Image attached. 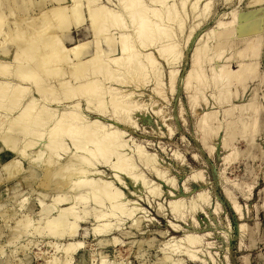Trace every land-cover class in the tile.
<instances>
[{"label": "rangeland", "instance_id": "1", "mask_svg": "<svg viewBox=\"0 0 264 264\" xmlns=\"http://www.w3.org/2000/svg\"><path fill=\"white\" fill-rule=\"evenodd\" d=\"M191 1L194 3L195 0H186L185 5L182 0H168L167 5V1L164 4L158 0H142L143 5H148V9L160 8V15H155L152 20L163 21L169 30L167 31L174 33L171 39H164L163 36V40L156 41L160 45L166 41L177 43V49L182 50V58L174 62L165 60L168 57L165 58L160 50H156V47L160 48L158 43L147 47L140 45L133 22L121 8L119 0H98L122 13L124 24H127L125 26L128 28L125 31L131 33L142 53L143 59L140 62H144L148 67L147 76L142 74L133 77L126 69L118 72V65L111 64L118 73L123 72L120 78L122 80H108L103 74L98 76L106 85L133 91L134 94H130L128 100H136V104L142 105H137L139 109L133 105V116L130 114L133 120L129 118L132 121H118L111 111V105H108L109 112L90 111L86 108L85 97L65 99L63 90L57 88L56 96L61 101L54 105L59 111L67 110L73 103L80 101L81 107L76 109L79 113L89 119L98 118L105 123H112L127 131L124 139H127L128 151L137 165L133 173L143 175L144 178L136 181L130 175L121 173L125 182L122 184L114 175V157L109 162L100 156L92 157L94 165L86 167V175L76 171L80 167L67 169V162L68 165L70 162L80 165L79 158L75 155L77 150L71 139L65 137L66 148L60 151L58 158L48 149L42 151L45 138L36 140L37 143L30 147L28 142L31 144L29 139L32 138L25 137L18 128L11 127V119L16 115V111L8 112L0 108V264H64L68 258L65 249L71 243L73 245L69 255V258H72L70 264H176L180 263L179 258L183 264H264V0H209L211 9L205 13L202 10L204 2L200 5L201 9L197 8L196 11V6ZM171 2L174 5H171ZM72 3V0H0V12L5 13L4 23L8 30V26L11 27L15 19L21 22L26 17H36L34 24L38 26L45 21L41 12L56 5L69 6ZM169 5L174 8L176 14L173 13V16L167 18L166 10ZM220 19L226 23L218 25ZM211 29L216 32L215 38L208 41L203 34ZM119 30L111 29L110 35L115 37L112 40L115 41L119 36ZM13 34L12 30L11 35ZM100 39L106 53L112 57L118 56V51L113 53L111 45L106 44L104 35ZM94 40L89 20L80 25L72 24L69 33L64 37L65 44L70 48L80 42H90L91 51L85 58L92 54ZM200 42H207L209 47L212 46L210 55L213 54L214 61L205 63L208 81L205 79L207 83H199L204 96H199L194 101L195 87L187 88L185 77L189 70L194 68L192 55ZM19 43V40L15 39L10 41L6 48L0 51V59L11 60ZM148 51L153 53L157 64L161 61V74L152 71L148 58L145 59V52ZM244 60L258 62V74L251 77L253 79H248L245 86L241 82L233 81L232 88L229 86L232 89L230 99L227 97L228 100L223 102L218 100L214 97L218 94L214 92L218 91V88L214 86L209 67L214 63H227L237 68L239 62ZM170 62L175 64L171 66ZM63 67V78L69 77L74 82L73 76L69 74L73 65L65 64ZM173 69H179V74H176V84L172 87L170 70ZM42 73V76L46 75ZM52 79L47 81L56 85L58 78ZM31 94L36 95L34 91ZM40 100L46 102L42 98ZM254 101L259 105L256 123L252 118L254 110L241 114L238 109L239 104ZM233 106L235 109L232 113L226 111ZM207 109L217 110L216 125H213L219 127L218 131L217 127L211 128V131L208 126L205 127L202 117ZM238 114L246 116L247 119H241ZM241 120L244 121V126ZM245 122L248 126L253 122V125L247 126L246 131ZM212 129L215 130L212 132ZM5 136L15 138V144L6 142ZM136 145L143 146V149L154 154L156 159L145 161L146 159L141 157L139 160ZM177 152L181 153V157ZM47 161L51 163L48 164ZM62 165L67 168L63 169ZM83 176L113 181L114 185L121 188L130 198L129 207L131 205L132 208V203L135 202V214L129 217L117 213L115 216L95 219L99 212H109L113 208L108 200L103 201L104 205H97L92 196L83 202L79 200L78 196L89 190L86 186L75 184ZM142 180L149 183L144 184L145 181L143 183ZM202 190L209 192V200L203 202L198 199ZM55 195L60 197V202H57L59 198L57 196L56 200ZM69 198H73L74 202ZM174 199L185 202V206L181 207L183 214L181 210H173ZM193 200L196 201V206L200 207L197 206L199 210L193 207ZM233 200L241 204V211L244 212L242 216L233 207ZM70 204H74L75 211L81 216L89 209L88 215L85 214L84 219L78 221L75 233L68 232L67 224L63 234L61 227L57 232H61V235L51 234L49 220L59 216L61 209ZM136 217L137 220L140 219L137 224ZM72 218L73 216L69 215V219ZM104 223L106 227L109 225L106 223L111 226L113 224L111 230L102 227ZM192 233L200 236L201 243L191 245V241H186L187 238L179 239ZM176 243L179 249L177 251L173 249L177 248ZM185 250L191 253L188 254Z\"/></svg>", "mask_w": 264, "mask_h": 264}, {"label": "bare ground", "instance_id": "2", "mask_svg": "<svg viewBox=\"0 0 264 264\" xmlns=\"http://www.w3.org/2000/svg\"><path fill=\"white\" fill-rule=\"evenodd\" d=\"M158 1L164 4L167 1L166 4L168 5V0H158ZM182 1H185L182 4H185V5L187 4L186 0H182ZM210 1L209 0H195L193 1L194 3H192V1L191 3L195 4L196 6L195 10L197 8L198 10H200L201 9L200 5L201 3L204 2L202 10L205 13V12H208V9L209 10L211 9L209 8ZM72 2L73 3L69 6L60 4V5L53 6L50 9L41 12V15L43 16V18H45V21L38 26H35L34 24V20L36 19V17H26L21 22L15 19L13 21L12 26L11 27L8 26V30H7L6 29L7 27L5 28V23H4L5 13H3V11L0 12V51L4 50L7 44L10 43V41H13V39L19 40L20 42L19 44H17L15 52L12 56L13 58L11 60L0 59V108H3L8 112L16 111V115L13 116L11 119V127L18 128L19 132L23 134L25 137L32 138V139H29V141L32 143L30 144L28 142L29 144L28 146L30 147L34 146V144L37 143L36 140L45 138V141L43 144L44 148H42L43 149L42 151H45V149L46 150L48 149L51 151V152L49 151L50 153L53 152V155L54 154L57 155V158H58L61 155L60 151L66 148V145L64 143L65 137L71 139V141L74 144L75 149L77 150V152H79V154H77L76 152L75 155H77L76 158H79L78 162L80 165L78 166L77 163L75 162L71 163L69 161L71 164L69 163L68 165V162L66 163V165L69 167V168L66 167L67 169H70V168L78 169V167H80L76 171H78L79 173H82L83 175H86L88 173V170H87L88 168L86 169V167H89V166L92 167L94 165L93 164L94 162L91 159L92 157L97 158L100 156V158L102 157L104 160L106 159L108 162L109 160H111L112 157H114L116 158V161L112 163V166L115 171L114 175L117 177V179H119V181L122 184H124L125 182L123 181L121 177V173H126L127 175H130L134 180L138 181L140 180V178L142 179L144 177H142L143 175L139 176L138 174L136 175L135 173H133V170L135 169V167L137 168V165L134 164L135 163L133 161L134 157L132 158L131 153L128 151L129 143L128 141H126L127 139L126 140L124 139V136L127 133L126 130L119 129L116 126H114L112 123H105L98 118L89 119L87 116L79 113L80 111L78 112L76 109H80L81 107L80 101L73 103L71 108L69 109L67 108V110H62V111H59L60 109H58V107H55L54 105L55 103H59L61 101V99L56 96L57 88L60 87L61 90H63L62 94L65 96L63 97L65 99L74 100V98L76 97L78 98L85 97L86 102H87L86 108L88 107L90 111L98 110L99 112H102V113L107 112L109 110L108 105H111L113 107L111 111L114 112L113 115H115L114 117H116L118 121H125L126 119L129 121H132L133 119L130 116V114H131L133 105L134 107H137V105H139V104H136L138 103L136 100L135 101L128 100V97L130 96V94L133 93V91L131 89L130 90H120L116 86L106 85L103 82H101L98 76L103 74L104 76H107L106 78L108 80L110 78L113 80L114 79L122 80L120 78L123 75L122 74L123 72L121 71L120 73H118L121 69L122 70L126 69L127 71L131 72L133 77H137L142 74H144V77H145V75L147 76V73H148V71H146L148 68L147 65L144 64V62H142L143 64L140 62L143 59L142 53L139 51L138 46L134 42L131 33L128 31H125V29L127 28V26L125 25L127 24H124L125 19L121 12H118L113 7L105 5L104 3L98 2V0H72ZM119 2L121 5V8L127 12L129 19L133 22L132 24L134 26V30L136 32V36H137L138 41L140 42V45H142L143 47L145 46L147 47L149 45L157 44L158 42L156 43V41L163 40V36L165 37L164 39L172 38L174 33L172 34L170 32L171 33L170 34L168 32L169 30L166 28L167 26L166 27L164 26L162 17L160 19L163 23L160 21L158 22V20L157 21L152 20L153 19L152 17H155V15H160L159 14L161 13L160 8H152V9L149 8L148 9L147 7L148 5H143L144 3H142V0H119ZM191 3H190V6L192 8ZM172 4L173 2H171V5ZM167 5H165V8ZM168 7L166 10V12L168 13H166V16L167 18H170V16H173L172 14L175 13V11L173 10L174 9L173 7H171L172 9L170 8V5ZM0 10H1V7H0ZM193 10L194 9H192V11ZM196 11H194L193 14H195ZM84 12H87V13L84 14ZM168 14L170 15L168 16ZM199 14H197L196 17H198ZM227 15L229 14L227 13ZM86 20H89V27L95 39L93 52L87 58H85L84 56L91 51L89 49L90 42L88 41L80 42L70 48L65 44V41H64V37L69 33L70 27L72 24L80 25V24H83ZM201 23L202 22H200V24ZM225 23L226 22H224L223 19H220L217 22L218 25H224ZM200 24L198 23V25ZM179 25L182 26L181 21H179ZM111 29H114V30L120 29L119 36L115 39V41L112 40L114 35L111 36L112 35ZM12 30L14 31L13 35H11ZM215 33H214V30L211 29L208 32H206V34L204 33L203 35L206 36V40L210 41L212 38H215L214 36ZM28 35H29V38H28ZM103 35H104V38H105L104 41H106V44H108L109 46L111 45L112 52L115 53L118 51V56L112 57L110 56L109 53H106V50L104 49L103 41L100 39ZM147 41H149L150 43H147ZM207 42H204V43L200 42L201 44L196 45L197 47H195L196 49H194L195 51H193V55H192L194 68L192 67L185 77L186 87L187 88L188 86L195 87L196 93L193 96L194 101H196L199 98V96H202V95L204 96V94L202 93L203 91H201V87H200L201 84H199V83L204 82L205 79L208 78L207 71L205 70L206 68L204 65L206 62L208 63L211 61L212 63L214 61L213 54L210 55L212 46L209 47ZM158 44L160 48L157 49L156 47V50L158 51L160 50L159 52L161 53V55H164L165 58L168 57V59H165V60L174 61V60H178V58H182L181 57L182 50L177 49L176 42L166 41L165 44L163 43L161 45L160 43ZM227 46L229 45L227 44ZM144 57L145 59L148 58L147 61L149 60L150 66L152 67L151 68L152 71H154L156 74L157 72L158 74L159 73L161 74V72H159V70L160 71L162 70L161 67L159 66L161 61L157 64V60L151 51H148V53L145 52ZM65 64L73 65L69 74L73 76L74 78L73 80H75L74 82L71 79H69V77L63 78L64 73H65V68L63 67V65ZM111 64L118 65L117 66V68H119L117 69L118 72L116 71V69L114 70V67ZM174 64L175 63L173 64L171 63V66H173ZM209 68L211 70L210 71L211 77L213 76V79H214L212 81H214L215 83V85L214 84L213 85L218 88V91L216 90L214 91L215 94H217L216 92H218L217 96H214V97H216L218 100L221 99L222 102L224 100L227 101L228 99H230L229 95L231 93L230 90H232L231 84H234L232 83L233 81L238 82V83L241 82L244 85L248 79H253L251 77H254L256 74H258V69H259L258 62H255V61L253 62L250 60L240 61L239 66L237 68H233L230 66V64H227V63L216 64V65L214 63V65H212ZM178 70L179 69H176V70L173 69V70H170L171 73L169 72L171 74L170 80L172 83L171 85L172 87L174 86V84H176L175 83L176 76L179 74ZM42 72L46 73V75L44 76L47 78L49 77L48 79L58 78L56 79L57 84L55 83L56 85H54L52 82L51 83L48 82L47 81L48 79H45V77L41 75ZM222 88L223 90H220ZM32 91H34V93L37 96L36 95L32 96L31 94ZM226 94L227 96H225ZM60 97L62 96L60 95ZM40 98H42L46 102L41 101ZM47 102L51 105H49ZM137 108L139 109V107ZM134 109L135 108H133V110ZM227 109H228L226 110L227 112L232 113L231 111L234 110L235 108L233 106ZM238 109L240 110L241 114H244V112L249 111V110L251 111L254 110L255 113L253 114L252 118H254V123L257 122L258 115L256 114L259 111V105L257 104L256 101L249 102V103H243V104L241 103L239 104ZM207 110L206 112H203L204 114L202 118L204 119V122L206 124L205 127L208 126L210 128L209 130L211 131V128L217 127V126L214 127L213 125L215 124V121H217V118H216L217 110L215 109L208 110V111ZM120 112L124 113V114L122 113L123 116L119 115ZM131 115L133 116V114ZM240 116H241V119L242 118L247 119L246 116L244 117H242V115ZM129 118H131L132 120ZM246 122H245V126L247 127L248 125L246 124ZM251 124L253 125V122ZM251 124H249L248 127H250ZM242 125L244 126V121H242ZM228 126L230 127V124ZM47 127L48 129H46ZM246 127L244 128V130L248 129V127L247 128ZM218 128L219 127L216 128L217 131H218ZM213 130L215 129H212V132ZM5 138L7 139V140L5 139L6 142H12L15 144V141H16L15 138L10 139L8 136H5ZM143 148L144 147L143 146L141 147V145L137 147V151H138L137 154H139L140 156V157L138 156L139 160L142 158H145L146 159L145 161L156 159L155 158L156 156L154 154H150ZM22 152L24 153V149ZM178 154L181 157V153H178ZM49 161H47V163ZM62 167L63 169L65 168L64 165H62ZM94 172H90V173L94 174ZM157 172H159V170ZM160 173L158 174L160 175ZM143 181H145V183ZM142 182L144 184L149 183L146 180H142ZM75 184L79 186H86L89 188L88 192L80 194V196H78L79 200L82 202L87 200L89 197L91 198V196L93 197L92 200L94 199L97 205L98 203H103L101 205H104V202H103L104 200L110 201L111 203L110 206L113 209L109 210V212L108 211L107 212L97 211L99 212V214H96L97 217H95V219L98 218L99 220L102 218H106L110 215L115 216L117 213L126 214L129 217L135 214L134 211L136 210L134 208L136 207H133L135 202L132 203L133 205L132 208H131V205L129 207V204L131 203L130 198H128L125 195L124 191L121 188L116 187L113 181L102 180L101 178L97 179L94 177L91 178V177L83 176V178L80 179V181ZM157 189L158 187L156 186V190ZM153 190H155V187H153ZM202 191L198 195L199 198L197 195L196 197L203 202L209 200V197H210L209 192H205L204 190ZM57 196L55 197V199L57 200L59 198L57 202H60V197L58 196L57 198ZM184 199L185 198H183V201H185ZM198 199L196 200L197 202H198ZM183 201L182 200L175 201L174 199L173 200V210L174 211L176 210L177 212L181 210L183 214L184 210H182L181 208L182 206L183 207L185 206L184 205L185 202ZM193 201H194L193 207L196 208L198 205L196 206L197 204V203L195 204L196 201L195 200ZM73 202H74V199H73ZM73 202H71V204ZM71 204L70 206L61 209L59 216L55 217L52 220H49L48 226H49L50 232H52L51 234H55L59 232L60 230L59 227H61V229L63 228L61 230L63 234V232L66 231L65 225L67 224L69 225V228L67 227L68 232H70L71 234L75 233L77 226H78V221H80L83 217H85V214L89 212V209L86 208L88 209V211H85L86 213L81 216L79 215V213L75 211L74 204L73 205ZM188 205L190 206L191 204H188ZM200 206H201V203H200ZM198 207L196 209H198ZM233 207L238 211L240 216L243 215L244 212L241 211L242 206L240 203L233 200ZM96 208L94 210H96ZM194 211L195 210L193 209V212ZM69 215L73 216L71 220L69 219ZM139 220L140 219L137 220V217H136L135 224H137ZM106 224H109L110 226L108 225L106 227L105 223L104 225H101V226L102 227L104 226L111 230L113 224L112 226L110 223H106ZM241 225H243V223ZM241 225L239 226L241 227ZM98 228L101 229V227H98ZM61 232L60 234L59 233L57 234L61 235ZM179 239L181 240L186 239V241L189 240V243L191 241V245L197 244L198 242H200V236L193 234V233L188 234L186 235V237L179 238ZM183 242L184 241H182V243ZM72 245H73L72 243L69 244L65 249V254H67L68 258L65 260L64 264L71 263L72 258L70 259L69 255L72 249ZM171 246H170V249H171ZM175 247L177 248L175 249L173 247L174 250L176 251L179 250L177 243L175 244ZM185 251L187 252V250ZM179 260H180V263L178 262L176 264H183L182 259L179 258Z\"/></svg>", "mask_w": 264, "mask_h": 264}, {"label": "crops", "instance_id": "3", "mask_svg": "<svg viewBox=\"0 0 264 264\" xmlns=\"http://www.w3.org/2000/svg\"><path fill=\"white\" fill-rule=\"evenodd\" d=\"M263 13H264V11H263ZM263 13H262V14H263ZM262 61H264V58L262 59Z\"/></svg>", "mask_w": 264, "mask_h": 264}]
</instances>
